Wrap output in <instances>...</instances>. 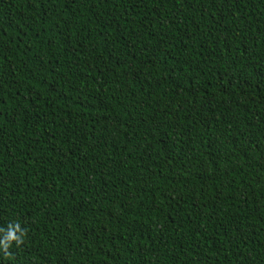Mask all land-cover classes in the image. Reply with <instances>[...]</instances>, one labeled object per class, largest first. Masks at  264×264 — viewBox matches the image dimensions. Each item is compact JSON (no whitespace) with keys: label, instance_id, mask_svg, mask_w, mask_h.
<instances>
[{"label":"trees","instance_id":"1","mask_svg":"<svg viewBox=\"0 0 264 264\" xmlns=\"http://www.w3.org/2000/svg\"><path fill=\"white\" fill-rule=\"evenodd\" d=\"M17 224L0 264H264V0H0Z\"/></svg>","mask_w":264,"mask_h":264},{"label":"clouds","instance_id":"2","mask_svg":"<svg viewBox=\"0 0 264 264\" xmlns=\"http://www.w3.org/2000/svg\"><path fill=\"white\" fill-rule=\"evenodd\" d=\"M3 231V230H0ZM20 232V235H17L16 233ZM23 236V230L20 229L19 225H13L10 226L7 231H4L3 237L0 238V248L7 249V247L15 241L17 244H19L22 240Z\"/></svg>","mask_w":264,"mask_h":264}]
</instances>
